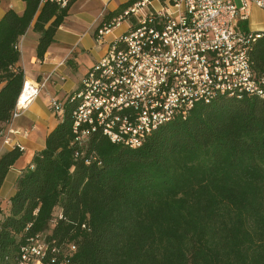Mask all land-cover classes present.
Here are the masks:
<instances>
[{
    "label": "trees",
    "instance_id": "1",
    "mask_svg": "<svg viewBox=\"0 0 264 264\" xmlns=\"http://www.w3.org/2000/svg\"><path fill=\"white\" fill-rule=\"evenodd\" d=\"M22 1V14L8 10L0 19V135L24 82L20 37L33 23L42 59L75 0ZM260 33L249 54L257 76ZM76 91L17 178L6 211L0 207V264H14L27 239L47 231L74 247L66 264H264V98L197 104L132 149L99 130L76 141ZM21 152L15 146L0 156V189Z\"/></svg>",
    "mask_w": 264,
    "mask_h": 264
},
{
    "label": "built area",
    "instance_id": "2",
    "mask_svg": "<svg viewBox=\"0 0 264 264\" xmlns=\"http://www.w3.org/2000/svg\"><path fill=\"white\" fill-rule=\"evenodd\" d=\"M66 7L70 0H48ZM136 0L120 13L124 146L140 147L158 127L185 120L197 104L219 97L264 98V72L253 71L250 53L260 32L241 29L252 8L264 9V0ZM112 30L111 22L96 31L98 41ZM62 65V63H60ZM91 68H99L90 80ZM82 78L91 87L73 130L82 143L90 132L115 138L112 43L106 54ZM43 84L24 80L13 109V121L38 96ZM47 108L62 116V102L51 99ZM8 128L1 144L12 146ZM17 146L21 151L23 147ZM0 214V219H1ZM50 234L38 233L20 247L14 264H66L74 247L57 245Z\"/></svg>",
    "mask_w": 264,
    "mask_h": 264
},
{
    "label": "crops",
    "instance_id": "3",
    "mask_svg": "<svg viewBox=\"0 0 264 264\" xmlns=\"http://www.w3.org/2000/svg\"><path fill=\"white\" fill-rule=\"evenodd\" d=\"M128 2L75 0L42 59L36 57L39 34L33 31V23L20 37L19 66L24 73V80L43 84V87L19 118L2 127V134L8 128L16 133L8 135L12 143L9 147L1 144L0 137V156L12 150L14 145L23 147L21 156L9 169L0 189V207L3 211H6L7 202L15 193L17 178L30 166L34 154L44 149L47 135L59 123L47 108L48 102L51 99L62 102L76 91L86 72L106 54L110 44L127 31V25L122 24L104 35L100 41L96 39L100 23L105 20L110 23ZM235 3L238 4L236 0ZM24 8L22 0H0V19L8 10L20 15ZM239 25L243 30L264 32V9L252 8Z\"/></svg>",
    "mask_w": 264,
    "mask_h": 264
},
{
    "label": "bare ground",
    "instance_id": "4",
    "mask_svg": "<svg viewBox=\"0 0 264 264\" xmlns=\"http://www.w3.org/2000/svg\"><path fill=\"white\" fill-rule=\"evenodd\" d=\"M120 26V14L112 19L111 27L112 29ZM121 36H119L112 43V54H113V82H114V96H109V103H114L115 110V138L116 144L124 145V120H123V92H122V64H121ZM99 76V68H91L90 80H97ZM91 94V87H82L81 91L74 94L73 100L77 101V106L73 112V118L75 122V117L80 113L81 105H85L89 101V96ZM63 114V108H62ZM13 121V112L11 115L10 122ZM1 136V135H0Z\"/></svg>",
    "mask_w": 264,
    "mask_h": 264
},
{
    "label": "rangeland",
    "instance_id": "5",
    "mask_svg": "<svg viewBox=\"0 0 264 264\" xmlns=\"http://www.w3.org/2000/svg\"><path fill=\"white\" fill-rule=\"evenodd\" d=\"M57 214H58V212H57V211H55V212H54V216H55V215H57ZM49 233H50V231H47V232H46V234H49ZM67 246H68V247H70V246H71V244H70V243H69V244H66V247H67Z\"/></svg>",
    "mask_w": 264,
    "mask_h": 264
}]
</instances>
